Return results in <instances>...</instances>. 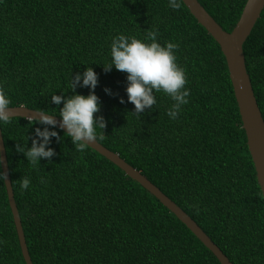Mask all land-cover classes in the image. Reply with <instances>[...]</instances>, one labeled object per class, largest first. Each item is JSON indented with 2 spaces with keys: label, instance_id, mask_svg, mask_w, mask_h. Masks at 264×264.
I'll use <instances>...</instances> for the list:
<instances>
[{
  "label": "trees",
  "instance_id": "obj_1",
  "mask_svg": "<svg viewBox=\"0 0 264 264\" xmlns=\"http://www.w3.org/2000/svg\"><path fill=\"white\" fill-rule=\"evenodd\" d=\"M199 1L231 31L247 0ZM151 29L161 45L179 44L177 63L187 72L189 103L175 120L166 114L174 101L163 91L154 93L151 109L135 115L127 74L114 66L104 71L113 37L143 40ZM244 53L264 116V10ZM87 67L99 77L101 110L94 115L107 122L99 141L184 208L234 264H264V199L227 59L185 3L174 10L169 0H0V82L10 106L59 116L63 104L52 95H72V77ZM0 124L34 264H221L159 199L92 147L76 151L64 130L50 127L60 137L48 145L56 155L33 167L15 145L30 148L44 125L25 117ZM25 176L31 184L21 194ZM0 264H27L3 181Z\"/></svg>",
  "mask_w": 264,
  "mask_h": 264
},
{
  "label": "clouds",
  "instance_id": "obj_2",
  "mask_svg": "<svg viewBox=\"0 0 264 264\" xmlns=\"http://www.w3.org/2000/svg\"><path fill=\"white\" fill-rule=\"evenodd\" d=\"M184 0H169V7L179 10ZM157 29L147 30L144 39H139L135 35L118 34L112 38L111 42V63L104 66V71L110 72L113 68L126 73L127 87L126 93L128 102L134 105L133 113L138 117L146 110L151 109L156 104L154 93L163 91L174 103L167 109L170 119H177L182 106L189 103L190 90L186 87V69L177 63L176 50L178 43L165 42L161 45L157 42ZM150 41V42H145ZM98 74L92 67H87L84 72L76 73L71 79L72 95H52V102L56 105L63 104L59 108V121L54 116L44 112L39 113L37 123L44 125L35 129V138L32 139L31 147L17 143L15 145L18 153H23L27 161L33 166L40 165L43 159L51 160L56 155L55 150L48 145L51 138L60 139L56 131H50L57 125L65 130L71 138L76 151L84 152L91 142L105 139L103 129L107 127V122L102 115L96 116L101 110L100 97L95 94L98 86ZM82 81V83H81ZM0 82V122L8 125L14 117L11 114V99L9 98L4 84ZM77 87H87L90 89L88 95L76 94ZM106 94L112 95L110 89H104ZM120 103H125L120 98ZM100 130V131H98ZM0 181L7 182L8 174L0 171ZM46 183L44 178L40 181ZM29 177H21L19 185L21 194L30 187ZM261 186V185H260ZM260 198L264 199V189L261 188ZM189 207H193L189 205ZM199 214V209L196 208Z\"/></svg>",
  "mask_w": 264,
  "mask_h": 264
},
{
  "label": "water",
  "instance_id": "obj_3",
  "mask_svg": "<svg viewBox=\"0 0 264 264\" xmlns=\"http://www.w3.org/2000/svg\"><path fill=\"white\" fill-rule=\"evenodd\" d=\"M184 3L198 22L203 25L220 44L227 59L230 78L238 102L243 128L247 135L248 148L256 168L258 182L261 188L264 189V116L253 88L244 53V43L252 33L264 10V0H247L239 20L231 31L224 29L199 0H184ZM10 107L11 114L14 117L38 119L39 113L44 112L24 105ZM44 113L54 116L57 121L61 119L57 115L47 112ZM56 127L60 128L58 125ZM90 147L118 165L127 175L138 181L144 188L159 199L162 204L173 212L204 243V245L215 254L221 264H234L198 222L139 169L126 161L118 152L106 147L99 140H97V142H91ZM0 160L2 170L8 174V181L5 185L22 253L27 264H34L29 252L22 218L15 199L1 124Z\"/></svg>",
  "mask_w": 264,
  "mask_h": 264
}]
</instances>
